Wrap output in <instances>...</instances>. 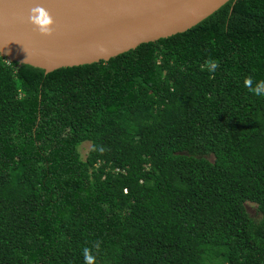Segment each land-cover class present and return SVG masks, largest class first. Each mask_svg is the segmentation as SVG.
I'll list each match as a JSON object with an SVG mask.
<instances>
[{
	"label": "trees",
	"instance_id": "trees-1",
	"mask_svg": "<svg viewBox=\"0 0 264 264\" xmlns=\"http://www.w3.org/2000/svg\"><path fill=\"white\" fill-rule=\"evenodd\" d=\"M247 76L264 80V0L108 62L46 74L0 55V264H84L96 240L97 264H264Z\"/></svg>",
	"mask_w": 264,
	"mask_h": 264
},
{
	"label": "water",
	"instance_id": "water-1",
	"mask_svg": "<svg viewBox=\"0 0 264 264\" xmlns=\"http://www.w3.org/2000/svg\"><path fill=\"white\" fill-rule=\"evenodd\" d=\"M230 1L0 0V55L46 74L108 62L140 45L184 33ZM36 5L54 19L52 36L40 35L27 22Z\"/></svg>",
	"mask_w": 264,
	"mask_h": 264
},
{
	"label": "clouds",
	"instance_id": "clouds-1",
	"mask_svg": "<svg viewBox=\"0 0 264 264\" xmlns=\"http://www.w3.org/2000/svg\"><path fill=\"white\" fill-rule=\"evenodd\" d=\"M27 22L31 24L35 31H37L42 36H52L54 19L52 18L49 11H47L43 6L36 5L29 10V15L27 17ZM28 59V57H27ZM27 61V60H26ZM25 61V62H26ZM219 67V62L214 59H208L205 61V68L209 72H215ZM245 88L253 95L258 97H264V80L254 81L252 76H247L244 78ZM94 150L99 151L101 154L106 150L103 146H98ZM101 241H93L91 247L85 246L82 250V255L84 258V264H97L96 257L93 254V250L99 253L101 247Z\"/></svg>",
	"mask_w": 264,
	"mask_h": 264
},
{
	"label": "rangeland",
	"instance_id": "rangeland-1",
	"mask_svg": "<svg viewBox=\"0 0 264 264\" xmlns=\"http://www.w3.org/2000/svg\"><path fill=\"white\" fill-rule=\"evenodd\" d=\"M90 146H91L90 143H84L81 145L80 151H81L83 158H86L87 153L89 152ZM246 208L250 216H252L253 218L258 219L261 217L256 204L248 202L246 203Z\"/></svg>",
	"mask_w": 264,
	"mask_h": 264
}]
</instances>
